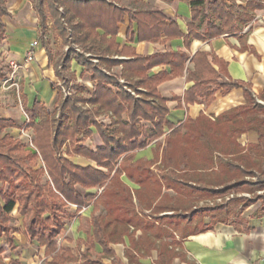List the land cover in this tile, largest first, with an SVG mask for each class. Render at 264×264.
<instances>
[{"label":"trees","instance_id":"trees-1","mask_svg":"<svg viewBox=\"0 0 264 264\" xmlns=\"http://www.w3.org/2000/svg\"><path fill=\"white\" fill-rule=\"evenodd\" d=\"M188 2L191 19L184 36L187 41L238 33L252 18V10L264 6V0H247L244 6L234 0L226 1L225 5L218 0ZM45 3L64 43L99 53L95 64L70 45L56 66L66 69L70 57H75L95 85L86 95L84 88L77 86L83 94L57 99L52 109L40 102H34L31 108L23 107L27 115L25 127L33 131L34 150L8 133L0 136V236L11 239L10 232L15 230L11 212L17 208L25 215L28 235L44 246L50 257L44 264H119L103 259L113 255L111 244L122 242L124 236L128 239L129 262L139 264L133 250L141 256L156 250L155 263L169 264L176 254L175 248L181 246L173 232L184 237L204 231L210 228L202 222L204 215L216 222L234 213L228 204L193 207L195 198L231 190L254 194L257 190L264 191V104L259 102L264 101V89L254 95L247 83L220 81L218 71L222 62L212 58L219 66L216 69L207 53L196 52L194 70L187 75L194 83L185 92V101L209 104L215 91L226 93L232 87L242 88L245 101L223 111L214 120L200 113L195 119L186 118L173 126L166 118L165 99L157 90L158 84L170 75L164 70L153 75L148 71L155 65L166 64L171 75L181 72L187 60L184 52L110 58L107 55L113 52L123 54L128 50L124 46L118 50L113 38L115 22L122 19L124 8L103 0H38L35 10L41 30L47 19ZM7 14L6 0H0V38L2 17ZM130 19L137 22L139 39L157 40L161 33L167 37L181 34L174 22L165 23L160 12L138 11ZM97 27L104 30L102 35L96 32ZM108 33L111 37L107 39ZM119 64L122 65L119 74L101 69ZM118 75L126 81L124 84L118 81ZM84 104L89 108H83ZM101 112L111 113L108 124L95 118ZM141 121L151 127H145ZM11 126H15L12 120L0 119V129ZM93 131L101 144L94 148L81 144ZM247 132H253L255 140L242 144L239 138ZM162 135L163 140H159ZM152 140H156L152 158L135 159V151ZM64 145L67 155H81L95 166H80L68 159L62 154ZM38 156L43 166L37 167ZM123 175L138 187L131 188L123 181ZM255 199L264 200V194H255L244 201L239 210ZM87 204L92 205L86 220L90 229L86 230L85 240H77L79 245H86L79 258L69 247H57L56 237L65 220L76 214L81 217L78 212ZM72 205L74 212L70 210ZM167 211L171 213L161 214ZM136 230L140 231L137 236ZM95 244L101 247L100 253L95 252Z\"/></svg>","mask_w":264,"mask_h":264},{"label":"crops","instance_id":"crops-1","mask_svg":"<svg viewBox=\"0 0 264 264\" xmlns=\"http://www.w3.org/2000/svg\"><path fill=\"white\" fill-rule=\"evenodd\" d=\"M103 1L125 9L122 19L115 22L116 30L113 38L115 43H117L118 50L123 46L128 50L123 54L113 52L111 55H107L110 58L129 59L132 55H151L156 52L163 53L167 51H182L187 55V60L181 72L171 75L170 67L166 64L155 65L148 71L149 75H153L164 70L170 75L158 84L157 90L160 96L165 99L168 108L166 118L171 125L177 126L186 118L195 119L200 113L214 120L223 111L241 105L245 101L241 87H232L226 93H221L220 89H218L214 93V99L209 104L185 101L184 94L194 83L187 75L194 70L193 55L196 52L207 53L208 60L216 69H219V66L212 62V58L215 57L222 62L221 69L218 71L220 81H242L247 83L251 86L254 95H258L264 89V6L252 10V18L241 27L238 33H223L211 38H193L187 41L184 36L188 32V24L191 19V8L188 0ZM234 1L236 4L244 6L247 0L245 2ZM256 1L263 2V0ZM6 6L8 14L2 17L4 27L3 35L0 38V81H2L0 86V119H9L15 123V126L3 129L8 128L10 131L32 130L25 127L27 115L23 111V107L31 108L34 102H40L47 108L55 106L59 96L60 76L64 70L69 69L70 72L75 74V81L79 82V87H83L84 92L87 94L93 90L95 81L85 70L83 64L78 62L75 57H70L66 69H61L60 65L56 66V62L60 57L53 59L49 50L45 47L43 41L45 35H42L45 27L41 30L39 15L30 0H6ZM138 11L160 12L165 17V23L168 25L174 22L181 34L167 37V34L161 33L157 40L139 39L137 22L130 19V16ZM7 24L11 27L10 38H7ZM201 28H203V25ZM96 32L102 35L104 30L101 27H97ZM56 36L61 40L57 33ZM110 37V33L106 34L107 39ZM33 40H37L34 57L31 61H25V52ZM74 49L83 56L88 57L93 63L96 64L98 62L99 53L97 51H81L76 47ZM11 62H15L18 65L16 70L13 69ZM121 68V64L112 66L110 68L111 71L101 67L108 74L111 72L119 74ZM81 73L88 75L83 82L79 81L81 80ZM118 81L122 84L126 82L120 76ZM13 86L17 87L16 95L20 98V103L15 102ZM125 88L130 91L129 88ZM138 89L144 90L142 87ZM130 92L138 96L134 92ZM106 113H99L97 120L103 124H108L112 115L109 120L99 119L101 115ZM141 123L147 128L151 127V124L145 121H141ZM94 132L96 131H93L92 135L80 143L88 146L85 143L90 137L94 136ZM167 132L168 129L165 128V133ZM96 135L95 144L88 147L94 148L101 144L97 133ZM11 136L18 140L20 139V136ZM30 136L32 140L33 131ZM163 138L164 135L158 139L163 140ZM254 140L255 135L253 132H247L239 138L242 144ZM155 142L156 140H152L146 147L137 149L135 151V159H151ZM62 154L80 166H95L93 161L81 155H67L65 146ZM38 159L41 161L40 156H38ZM158 163L159 161L156 164ZM122 179L131 188L138 187V185L129 181L126 176L123 175ZM212 196L195 198L193 207L208 206L206 204L199 205V202ZM231 207L230 204L229 208ZM91 211L92 205L87 204L78 212L81 217L76 214L72 218L65 220L63 228L56 237L57 247H69L71 252L80 258V253L85 250L86 245L81 243L80 245L84 246V248H80L77 240L86 239V230L90 229L86 220L89 219ZM164 213L171 212L167 211L161 214ZM237 215L239 216L237 217ZM11 216L13 218L11 225L15 230L10 232L11 239H8L6 235L0 236V264H7L4 261L9 259L13 260V264H28L26 256L33 247H36V250H42L44 264L50 257L45 254V247L39 245L35 238L32 239L28 235L24 225V213L14 208ZM70 220H72L70 228L82 231L84 236L77 235L75 239L70 236H64L65 234L62 232L65 231L66 224ZM202 222L210 225V228L204 231L188 233L184 237H181L177 232H173L174 237L180 241L181 246L175 248L176 254L172 257L169 264H264V204L260 200L257 199L249 203L225 220L211 222L210 216L204 215ZM139 233L140 231L136 230L134 234L137 236ZM59 237L62 238L61 242H58ZM72 244H74V247ZM111 246L113 255L109 258H104V261L110 262L113 260L119 264H135L129 262L126 255V247L128 246L126 236H124L122 242L112 243ZM119 246L122 248L121 254L118 253ZM95 252H101V247L98 244H95ZM133 252L138 256L139 264H145L146 260H148V264H156V250H150L144 256L139 255L135 250Z\"/></svg>","mask_w":264,"mask_h":264},{"label":"rangeland","instance_id":"rangeland-1","mask_svg":"<svg viewBox=\"0 0 264 264\" xmlns=\"http://www.w3.org/2000/svg\"><path fill=\"white\" fill-rule=\"evenodd\" d=\"M222 5H225L226 1L228 0H218ZM240 2H245V0H239ZM32 6L35 8V5H37L38 3V0H33V1H30ZM44 11L47 15V19H46V22H45V29L42 31V35H45V37H43V41L45 43V47L49 50L51 56L53 57V59H56L58 57H63L64 54L66 53V49L68 48V46L72 45L73 48H77L78 50H82L81 46H77L75 44H67V43H64V41H62V39L60 40L57 36H56V33H55V23H54V19L49 15V9L47 7V4L45 3L44 4ZM59 9L62 10V6H59ZM7 31H8V35H7V38H10L11 37V27L10 25L7 24ZM55 30V31H54ZM203 30V28H200L199 29V32H201ZM67 46V48H66ZM66 48V49H65ZM61 55V56H60ZM85 57V56H84ZM59 58V59H60ZM78 69V68H77ZM109 71H111V69H108ZM112 73V72H111ZM87 74H82L80 75V79L79 80L80 82H83L84 80L87 79ZM60 81L63 85L64 88L70 86V94L68 95H64L63 91L59 90V97H58V100L59 101H62L64 98H74L80 94H83V93H79L78 89L76 88L77 86H79V82L78 81H75L76 79L75 78V74L73 72H70L69 69L68 70H64L62 72V75L60 76ZM62 80H64V82H62ZM73 82V83H72ZM120 82V81H119ZM121 83V82H120ZM122 84V83H121ZM2 85V81H0V86ZM12 88H14V96H15V102L16 103H20L21 100L20 98L17 97L16 95V91H17V87L16 86H13ZM1 89V87H0ZM84 94L86 95L87 93L84 92ZM259 102H263L264 104V101H259ZM80 104V103H78ZM83 108H89V106L87 104H84V105H81ZM54 106H51L50 109H52ZM59 111L60 109L58 108L57 111H56V115L58 116L59 114ZM95 114V113H94ZM97 118V115L96 117ZM29 131V132H28ZM4 133H8L9 135H13L14 137L15 136H20V141L22 142V144H24L26 147L28 148H31L30 146V142H29V138H31L30 135H32V130L28 129V130H25L23 133H22V130L19 131V130H15V131H10V129L6 128V129H0V136H2ZM19 134V135H18ZM28 136H27V135ZM97 140V135H96V132H94V136L93 137H90L87 141H86V145H94L95 142ZM33 144V143H32ZM65 146V145H64ZM64 146L62 147L61 150H63ZM32 150H34L35 148H31ZM42 165L41 161L38 159L37 161V166H40ZM230 192V191H229ZM231 192H235V194H240L242 192H245L248 194V196H242V195H235L229 202H227L226 204H228V206H232V211L234 213H236L240 207H241V204L250 199V198H253L255 196V194H258V195H261V194H264V191L263 190H257L255 191V194L254 193H251V192H247V191H235V190H231ZM218 195V194H217ZM235 199H240V201H238L237 203L234 201ZM257 200V199H255ZM254 200V201H255ZM261 201V203L264 204V200L262 199H258ZM234 201V202H232ZM233 204H236V205H233ZM70 210L71 212H74V206H70ZM72 220L70 221H66L67 222V227L65 229L64 232H62L63 234H65L64 236H70L72 239H75V237L77 235H82L84 236L83 232L80 230H75L74 228L71 229V222ZM62 241V238H58V242H61ZM72 246L74 247V244H72ZM84 248V246L80 245V248ZM118 253L121 254L122 253V248L121 246L118 247ZM43 259H44V256L42 254V250H39L37 249L36 250V247H33L30 251H29V254L26 256V261H28V264H43ZM10 260V259H9ZM6 260L4 262H6L7 264H13V260ZM148 260H146L145 264H148L147 263ZM27 264V263H25Z\"/></svg>","mask_w":264,"mask_h":264},{"label":"built area","instance_id":"built-area-1","mask_svg":"<svg viewBox=\"0 0 264 264\" xmlns=\"http://www.w3.org/2000/svg\"><path fill=\"white\" fill-rule=\"evenodd\" d=\"M37 47V40H33L30 42L26 52H25V61H31L34 57L35 54V49ZM13 67L14 70H16L18 68V65L15 62H11L10 63ZM59 90L63 91L64 95H68L70 94V86L64 88L62 83H59ZM111 114L110 113H106L100 116L99 119L101 120H109ZM25 131V129L22 130V133ZM27 135V134H26ZM28 136V135H27ZM29 142H30V146L32 148H34L33 144H32V140L31 138H29ZM235 195H242V196H248L247 193H240V194H235V192H227L224 194H218L215 196H212L210 198H207L205 200H202L199 202V205H215V204H226L227 202H229Z\"/></svg>","mask_w":264,"mask_h":264}]
</instances>
